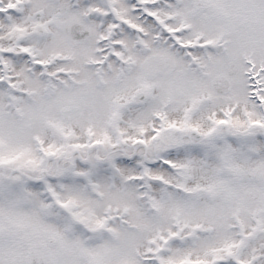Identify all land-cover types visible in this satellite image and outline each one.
I'll return each instance as SVG.
<instances>
[{"label":"snow or ice","instance_id":"snow-or-ice-1","mask_svg":"<svg viewBox=\"0 0 264 264\" xmlns=\"http://www.w3.org/2000/svg\"><path fill=\"white\" fill-rule=\"evenodd\" d=\"M0 264H264V0H0Z\"/></svg>","mask_w":264,"mask_h":264}]
</instances>
